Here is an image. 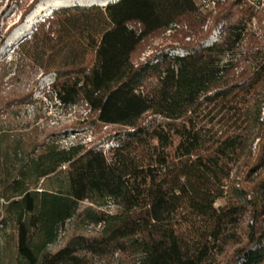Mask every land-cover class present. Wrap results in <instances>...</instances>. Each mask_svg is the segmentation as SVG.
I'll use <instances>...</instances> for the list:
<instances>
[{
	"label": "trees",
	"instance_id": "obj_1",
	"mask_svg": "<svg viewBox=\"0 0 264 264\" xmlns=\"http://www.w3.org/2000/svg\"><path fill=\"white\" fill-rule=\"evenodd\" d=\"M212 2L110 1L71 73L38 65L56 71L61 104L83 103L95 124L117 129L108 149L56 134L15 148L0 186L20 264H264V48L254 35L243 46L259 8ZM57 26L52 16L33 39ZM162 31L182 34L169 48L186 52L136 63ZM72 220L99 229L52 251Z\"/></svg>",
	"mask_w": 264,
	"mask_h": 264
},
{
	"label": "rangeland",
	"instance_id": "obj_2",
	"mask_svg": "<svg viewBox=\"0 0 264 264\" xmlns=\"http://www.w3.org/2000/svg\"><path fill=\"white\" fill-rule=\"evenodd\" d=\"M114 1L117 0H111ZM212 1L196 0L202 10L213 9ZM248 1L259 8V16L248 21L250 35L243 46L251 43L254 35L264 48V0ZM64 3L56 6L52 0H0V180L7 178L6 167L17 162L14 151L17 146L21 151H28L33 144L42 142L51 134H56L55 138L64 146L82 142L108 149L112 145L109 136L117 127L95 124V116L83 103L71 107L61 104L51 90L56 71L38 67L43 65L71 73L74 70L72 65L81 63L93 39L99 38L104 24L101 9H105L109 2L95 5L89 0H65ZM76 12L80 16H76ZM52 16L58 18L55 33L34 40L37 28ZM31 17H34L31 32L13 39ZM221 31V27L215 28L203 44L215 42ZM181 37L182 34L171 31L155 33L139 48L135 62H143L162 50L185 53L182 49L169 48L178 40L181 42ZM188 40L186 38L185 42ZM22 52L27 56L20 57ZM231 198L228 193L216 202V206L226 205ZM8 202L0 186V264H20L15 229L10 223L3 222L4 206ZM110 209L114 211V207ZM95 229L99 227L72 220L50 249L56 251L73 236L80 233L91 235Z\"/></svg>",
	"mask_w": 264,
	"mask_h": 264
},
{
	"label": "bare ground",
	"instance_id": "obj_3",
	"mask_svg": "<svg viewBox=\"0 0 264 264\" xmlns=\"http://www.w3.org/2000/svg\"><path fill=\"white\" fill-rule=\"evenodd\" d=\"M54 5H63L65 4V0H52ZM111 0H89V2L91 4H106L108 2H110ZM50 3V2H49ZM84 3V2H83ZM68 6V5H67ZM64 7V6H63ZM42 8V7H41ZM46 8V7H45ZM41 10V9H40ZM39 10V11H40ZM38 11V12H39ZM41 12V11H40ZM33 19L34 17H31L30 21L28 22V24L26 26H24L23 29L19 30L16 34H14L13 39H18L21 38V36L25 35L28 32H31V29L33 28Z\"/></svg>",
	"mask_w": 264,
	"mask_h": 264
}]
</instances>
